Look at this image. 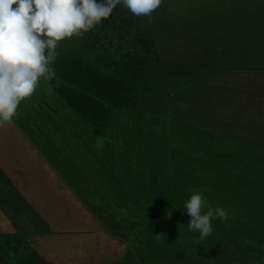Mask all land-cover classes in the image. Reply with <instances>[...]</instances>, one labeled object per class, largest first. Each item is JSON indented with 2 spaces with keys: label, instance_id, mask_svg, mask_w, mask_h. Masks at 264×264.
<instances>
[{
  "label": "rangeland",
  "instance_id": "rangeland-1",
  "mask_svg": "<svg viewBox=\"0 0 264 264\" xmlns=\"http://www.w3.org/2000/svg\"><path fill=\"white\" fill-rule=\"evenodd\" d=\"M56 51L108 72L138 58L142 83L88 120L60 96L58 65L0 127V264L17 236L19 254L56 264H264V151L249 144L264 134L224 119L248 101L230 74L264 71V0H164L151 19L117 5ZM194 190L229 217L203 240L174 218L190 220Z\"/></svg>",
  "mask_w": 264,
  "mask_h": 264
},
{
  "label": "clouds",
  "instance_id": "clouds-1",
  "mask_svg": "<svg viewBox=\"0 0 264 264\" xmlns=\"http://www.w3.org/2000/svg\"><path fill=\"white\" fill-rule=\"evenodd\" d=\"M164 0H0V127L18 115L20 103L33 95L41 79L52 80L59 42L83 39L110 17L117 5L149 19ZM15 5V7H13ZM189 231L208 237L212 219L227 220L224 208L208 206L194 190L184 203ZM205 209H207L205 211Z\"/></svg>",
  "mask_w": 264,
  "mask_h": 264
},
{
  "label": "trees",
  "instance_id": "trees-1",
  "mask_svg": "<svg viewBox=\"0 0 264 264\" xmlns=\"http://www.w3.org/2000/svg\"><path fill=\"white\" fill-rule=\"evenodd\" d=\"M136 62L140 63V60L138 58L132 59V61L125 60V62H122L121 64L115 62L112 64V66H114V68L111 69L112 72H108L107 69L104 68L98 69L92 63H90V61L85 59L83 61L80 60L79 63L70 64L71 62H69L67 58L58 57V60L55 61L52 67L55 69L56 74H59L63 71H60L58 65H63L66 68L65 72H62L61 74L63 79L62 86H64V89L58 88L60 90V96L62 98L63 96L66 98V96L69 95L71 98L68 96L69 98L66 99L68 104L73 107V110L76 113L82 112L83 114L81 115L89 120L91 119V116H84L85 111L89 112L92 108L94 109V106H96L97 109L95 110L97 115L100 112L102 118L108 117L110 108H113L114 111L118 109V107H116L114 104L115 101L119 104L122 103L123 105L125 94L127 97L129 92L133 91L135 87L141 85L142 82L139 80V71L142 73V68H139L138 65H136ZM56 63H58L57 66ZM76 87L88 91V95L91 94L95 98L93 99L90 96H83L84 94L81 93V91H79ZM262 98L261 99L264 100V96H262ZM256 103L258 102L253 99L252 102L247 103V106L252 108V106H255ZM93 120L90 122H93ZM97 127L102 128L99 126ZM262 139H264V136ZM253 143L255 147H259L260 149L262 148L264 151V145L260 144L261 142L257 141L249 144ZM155 155L156 154H154V156ZM156 157H158V154ZM163 158V155L161 158H157L155 168L156 171L160 170V161ZM15 184L16 183L13 182V185ZM141 206L146 207V205L143 203ZM174 218L178 223L181 222V219L185 220V222H189L188 217H183L178 211H176ZM4 245L7 248L9 247V251H7L9 253H7L5 250L4 251L6 253L3 252L4 257H6V260H8L9 264H56L55 262L44 260L36 252L35 254H32L34 252H28L24 255L19 254L18 251L20 250L23 253L27 251L24 249H19L23 246V239L20 236H17L14 240H11L10 238L7 239L6 243L4 242ZM1 248L4 247L1 246ZM17 258L19 259L18 261Z\"/></svg>",
  "mask_w": 264,
  "mask_h": 264
},
{
  "label": "crops",
  "instance_id": "crops-1",
  "mask_svg": "<svg viewBox=\"0 0 264 264\" xmlns=\"http://www.w3.org/2000/svg\"><path fill=\"white\" fill-rule=\"evenodd\" d=\"M249 70V69H248ZM250 70H252V68H250ZM231 72V71H230ZM229 73V72H228ZM229 76V74H226ZM247 75V76H246ZM231 77H233L232 79L234 81H237L241 84V89H243V92L241 94V96L238 98V96H235L234 99H237L239 102H242L245 100V91L247 89V92H246V95L248 96V102H252L253 99H255V101H257L258 103H256V105L252 106V108L249 109V107L247 105H245L244 107H242L241 110L239 111H229V113H227L225 116H224V119L228 120V119H252L254 118L253 120H249L250 124H252V127L253 129L252 130H249L252 134L251 135H254L255 136V133H263L264 134V130L262 129L263 126L259 125L260 123H257V119L264 122V100H262V96H264V71H250L248 72V74H241V77L239 78V75L237 74H230ZM227 77L228 78H230ZM246 76V77H245ZM248 78L250 80L247 81ZM231 79V80H232ZM226 81V80H225ZM230 79L227 80V82H229ZM253 89H256V93L253 94L252 93V90ZM262 98V99H261ZM23 101L20 103L22 104ZM30 105H33L34 102H28ZM260 103V104H259ZM22 107V108H21ZM21 107H18V113L20 112H23L25 107L21 105ZM251 112V114H250ZM254 113H256V115H253ZM244 115H251L250 117H246L244 118ZM235 121V120H234ZM235 124L237 125V123L235 122ZM238 126V125H237ZM255 127V128H254ZM234 134V133H232ZM255 139V137H254ZM253 139V140H254ZM255 141V140H254ZM261 142L260 144H263L264 145V139H261ZM264 149V147H263ZM56 174V171H54V180H55V183H59L60 185V179ZM68 182V181H67ZM59 189V188H57ZM72 197V199H74V197L72 196V194L70 195L69 194V198ZM133 201L131 199H128V202L131 204L130 201ZM116 202V201H114ZM134 202V201H133ZM104 204V203H103ZM143 213H141L140 215H142ZM91 222H95V221H92ZM55 263H58L57 261H55Z\"/></svg>",
  "mask_w": 264,
  "mask_h": 264
}]
</instances>
